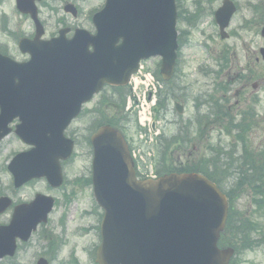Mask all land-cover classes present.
Instances as JSON below:
<instances>
[{
	"label": "water",
	"instance_id": "95a60500",
	"mask_svg": "<svg viewBox=\"0 0 264 264\" xmlns=\"http://www.w3.org/2000/svg\"><path fill=\"white\" fill-rule=\"evenodd\" d=\"M111 3L107 0L114 19L107 10L102 12L99 35L72 44L61 39L63 53L51 52L46 44L35 49L25 64L0 56V107L6 104L8 111L0 115V139L9 132L7 122L19 115L17 134L36 145L8 166L16 186L44 174L51 185L60 184L58 159H66L72 150L62 130L103 83L125 84L138 61L151 55L162 57V78L171 77L176 48L174 1L147 0V12L140 14L125 4L112 10ZM18 7L33 13L32 0H18ZM233 11L232 3L225 0L215 13L221 32ZM260 52L264 60V48ZM176 107L180 112L181 107ZM90 141L94 196L104 209L98 264H227L232 251L216 247L227 203L213 183L192 173L137 181L119 132L103 126ZM7 205L1 198L0 211ZM51 205V198L36 195L31 203L16 207L11 223L0 227V258L13 255L15 238L27 240L36 225L46 220ZM37 264L47 262L39 259Z\"/></svg>",
	"mask_w": 264,
	"mask_h": 264
},
{
	"label": "rangeland",
	"instance_id": "374dc122",
	"mask_svg": "<svg viewBox=\"0 0 264 264\" xmlns=\"http://www.w3.org/2000/svg\"><path fill=\"white\" fill-rule=\"evenodd\" d=\"M179 1L184 10L181 18H186L177 22L178 33L179 29L185 32L182 37L179 33V39L182 41L177 51L179 69L175 81L162 90L161 96L167 99L168 109L164 113L158 107L156 113L162 137L160 145L156 144L154 148L155 157L152 160L158 163L161 162L159 157H163L165 165L171 163L187 166L188 170H191L199 158L211 156L215 160L216 153H221L218 161L228 166L229 177L220 186L232 198L234 209L232 213L234 230L229 229L227 233V236L231 237L230 245L235 246L237 251L233 264H264V195H256L251 188L236 183L238 168L264 166L263 161L254 157L256 152L264 150V63L261 60L255 61L258 49L264 46V36H260L262 26L259 24L262 20L264 22V0H233L237 12L227 29L229 38L225 40L218 37L217 29L212 24L213 12L222 0H199L196 6L194 1L198 0ZM103 2L104 0H44L38 6L39 17L44 23V35L54 32L64 24L72 26L78 23L85 26V22L86 28H90L89 12L93 8H101ZM66 3L77 5L81 10L79 18L73 20L71 16L64 14L62 8ZM195 9H199L200 17L193 23V17L189 15H192ZM1 16H4L0 19L1 47L21 59L24 56L18 51L16 42L34 29L33 23L15 10L14 0H0ZM246 22L247 29L243 27ZM224 48L233 56H229L228 67L223 70L220 68L222 64L214 57H217ZM156 62L157 59H154L153 65ZM247 67L252 68L254 74L249 82L239 81L238 70L241 69L244 73ZM209 70L213 72L206 73ZM219 80L230 82V91L227 94L237 107L235 114L238 115L239 110L243 108L248 113L254 112L247 117L244 123L245 132L241 134H225L222 119L214 116H208L205 120L193 119L196 113L194 105L199 96L204 95L199 97L200 101L207 99L208 96L212 101L225 97L218 93L221 89L216 91L213 89L215 81ZM253 82L256 83L255 89L251 88ZM173 101L183 105L181 115L174 111ZM93 103L94 101L85 107H91ZM206 111L207 108L202 107L201 112ZM112 113L115 116V112L102 106L99 114H87L72 122L68 131L77 141L75 154L64 167L67 184L56 191L44 180L33 181L15 189L6 166L12 155L16 151L26 149V146L15 135H10L1 142L0 195H7L18 203L29 201L39 192L52 196L55 199V206L48 222L37 229L28 243L20 245L16 256L9 261H1L0 264H34L44 249H47L50 257H54L49 261L50 264L61 262L73 264L66 263L71 255L75 256L76 263H95L89 251L98 244L96 228L101 211L94 208L97 206L93 200L91 185L85 181L90 175L91 163V151L87 140L97 125L106 119L105 115ZM134 123L133 115L123 123L126 137H135L137 131ZM240 138L243 144L240 143ZM218 142L221 144L219 147L216 145ZM242 145L254 156L241 153ZM159 148L161 150L163 148L164 152L158 154ZM246 157L249 159L245 164L243 158ZM261 189L264 190V184ZM258 198L263 200L257 202ZM8 219L7 210L0 215V224L7 223ZM50 236L53 238L47 239ZM51 250L54 251V255Z\"/></svg>",
	"mask_w": 264,
	"mask_h": 264
},
{
	"label": "trees",
	"instance_id": "16d2710c",
	"mask_svg": "<svg viewBox=\"0 0 264 264\" xmlns=\"http://www.w3.org/2000/svg\"><path fill=\"white\" fill-rule=\"evenodd\" d=\"M155 75H157V73H155ZM117 94L120 98H118V100H116L115 97H108V99H106L105 101L102 102V104L105 106H107L106 108L111 109L113 112H115V110L118 111L119 115H117L119 117V120L116 123L121 122L122 120L126 119V117L122 114L123 113V99L125 98L127 91L120 89L117 91ZM113 96H115V92L112 94ZM159 103H160V99H159ZM160 105V104H159ZM215 107L218 108L219 110H217L216 112L219 111H223V108L221 106V104H219L218 100H216L215 102ZM105 120L101 123H99L97 126L99 125H113L112 123L115 122L117 120L116 116H113V114L111 115H105ZM245 119H240L239 122H236L235 125H233V120L226 121V124L223 125L224 130L227 133H231V131L233 130V127L237 128V132L235 131V134H240L242 132L245 131L246 126L244 125V121ZM198 121V120H197ZM93 123V122H92ZM114 126V125H113ZM163 153V150H162ZM242 153H244V155H248V156H254L253 153L247 152V151H242ZM219 153L216 154V157H218ZM255 158L260 159V161L264 162V150H262V152L257 153L256 156H254ZM249 158H243V163H247L246 161ZM213 158L209 157V158H202L201 161L195 162L193 165L194 167L191 170H187L186 166H182V167H172L171 165L173 164H168L165 165L164 161L165 158L161 157L160 159V171L162 172L161 174H167L170 172H186V171H195V172H199L202 173L204 175H206L210 180L214 181L215 183L221 185L222 183H224V181L229 177V173H228V166L224 163H221L218 161V159L216 158L214 161ZM250 162L253 163V160H251ZM237 176H236V183L243 185L244 187H248L251 188L254 192V194L256 195H264V190L261 189V186L264 184V166L260 167V168H256L254 166H250L247 168H238V170L236 171ZM229 196V195H228ZM263 199H257V202L262 201ZM229 204L231 206L230 209V214L228 217V221H227V227L225 229V231L222 233L221 238L219 243L221 245H225L228 244L227 242H229L231 240V237L225 235V233L227 232L228 229L234 230V226L232 225L234 222V217L231 216V214L233 213L234 209H233V201L232 198L229 196ZM234 233H238V232H234Z\"/></svg>",
	"mask_w": 264,
	"mask_h": 264
}]
</instances>
